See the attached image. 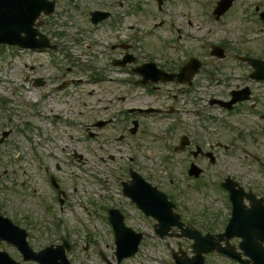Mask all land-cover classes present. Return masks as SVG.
<instances>
[{
    "label": "rangeland",
    "instance_id": "1",
    "mask_svg": "<svg viewBox=\"0 0 264 264\" xmlns=\"http://www.w3.org/2000/svg\"><path fill=\"white\" fill-rule=\"evenodd\" d=\"M216 1L165 0L162 9H160L158 0H56L55 12L44 18L40 31L50 36L56 44L55 56L60 66L56 67L52 63L50 65V58L47 54L43 55L28 50H16L17 53H14L10 48H0V99L6 98L9 100L6 107L0 103V137L3 130L17 125L18 128L25 130L24 134L26 132L43 145L45 142L40 140V138L44 140L40 136L41 130H43L56 137V145L59 143L60 138L62 139L66 148L63 153H68H66V158H69V162L71 161L69 155L74 151L82 154V159H79L82 162L77 163V168L67 164L68 160L64 159L60 146L53 147L50 144L53 149L51 158L44 153L45 156H48L45 159L46 163L54 162L53 170L60 174L63 185L68 190H72L73 185L78 188V192L70 193L65 206L68 207L69 203L73 202L74 206L72 207L78 210L81 220H88L92 208H106L111 197L115 203H124L127 205L125 207L133 208L119 194L120 181L110 176L115 173L121 174L122 178L125 176L123 170L126 158L124 157L131 155L132 152L136 151L137 161L140 163V165L136 164V169L139 172L144 173L147 169L148 173H145L147 175L154 174L160 177L159 174H162L160 173L159 160L152 159L150 156H157L158 158L164 150L150 134L151 132L161 133L160 131L169 120L164 118L147 119L145 122H147L148 128L146 124H143V129H139L134 135L126 130L124 142H122L123 140L119 142L117 136L122 134L124 125V122L121 123L123 117L120 110L124 105L130 104H165L163 107L174 104L172 93L175 90L170 89L174 86L170 84L164 86L165 91L170 92L168 98L160 95L146 96L140 88L128 91L124 95L126 89L124 90L120 85L117 87V83L101 82L97 85L94 84L92 81L96 74L93 75V73L94 71L97 72L98 69L106 75L123 76L120 71L110 66L111 59L119 55V50L121 51V49L111 50L112 43L128 42L132 45V50L135 51L133 53L139 59L154 56L155 61L162 62L167 66H176V64L184 61L186 50L201 59L205 58L210 61L207 56L208 51L204 50V45H200L199 41L196 40V38L200 39L201 36L206 38V43L212 41L224 42L243 54L250 53L256 57H264V21L259 20L261 12H264V0H260V2H256L257 0H233L232 7L226 15H222L219 24L210 15ZM208 2H210L209 5H207ZM98 9L111 11L114 22H111V20L105 21L95 28L90 22V12ZM253 20L254 24L252 23ZM118 21L120 22L118 23ZM173 22L176 26L173 25ZM189 34L194 35L195 39L191 40ZM97 41L98 43H96ZM146 41L149 46L145 45ZM10 51L13 53H10ZM214 63L215 60H212V64ZM35 80L41 81V85L35 86ZM71 81H74L72 86L70 85ZM196 82L200 85H206L204 76H200ZM63 83L70 86L63 89L61 85ZM68 92H70V95ZM122 92L124 93L120 95ZM29 93H32V95ZM44 93L46 94L42 99L41 96ZM48 94L49 96H47ZM137 94L140 95V98L136 96ZM256 94L260 99L259 104H256V114H258L256 115V135L259 140L256 143V148L247 150L256 153L262 159V163H258L256 160L255 166V162L244 154L245 149L237 150V157L226 155L222 149H217L218 164L210 168L209 176L212 175L217 179L225 177L227 173H231L233 176L243 175L245 177H241L239 180L247 188L255 186L256 195L260 196L261 194L264 195V134L261 129L264 121L261 120L260 116L264 113V84H256ZM116 95H119V97L117 98ZM122 96H124L123 101L120 99ZM178 97L186 98L183 94H179ZM178 101L181 103L180 107H187L183 111L187 124L192 123L195 117L188 110L195 113L197 107L192 106L190 103L186 104L180 99ZM33 102H38L40 110L39 108H33ZM102 105H110V107L99 111V107ZM202 109L201 111H203ZM36 112L43 117L36 116ZM56 112L60 113L62 118L55 123L56 129L52 131L51 128L54 123L51 120L57 118ZM207 113L219 114L218 111L204 112V114ZM111 116L116 119L115 124L98 130V135L93 138L87 135V127L94 122L95 118H109ZM65 117H70L76 123L73 126L67 125ZM28 123L34 127V130H27L26 125ZM201 125H205L210 131H204ZM191 126L177 123L176 135L190 132L193 136H200L201 145L205 147L209 142L215 141L213 136L216 126L214 124L199 122V124H194V127ZM229 134L233 136L230 131L218 127L217 135L219 138H228ZM15 144L21 147L23 159L19 157L14 162L13 159L18 158V153L14 150ZM31 147L26 143L22 134L17 131L13 132L3 144L0 143V152L2 153V156L0 155L2 158H0V170L4 166L16 168L18 173L13 177L25 180L27 177L28 182V175L23 173L25 169H28L30 174H34L29 184L35 186L38 191L42 190L44 196L49 200L52 193L50 188L46 186L43 171L38 168V164L33 160L36 153L32 152ZM55 153L65 161V163H59L60 171L55 168L57 164L55 163V156L53 158V155H56ZM177 155L179 161L175 162V166L178 170H182L186 163L184 158H187V153ZM26 160H29V162ZM94 172L100 176H108L110 187L107 192L101 190V188L99 189L100 186L91 177ZM189 181L186 180L184 173L179 172L175 173L172 187L169 185L168 180L165 181V190L175 197L178 205L180 204L181 209L178 212L184 220L194 223L202 231L208 229L220 230L221 216L227 214V209L222 208L220 202L216 201V197L220 198L221 196L212 187H208V191L202 189L204 195H198L191 191L190 184L192 182ZM5 182L11 183L9 179ZM40 183L45 185V189H41ZM100 191L103 192L101 197L99 196ZM111 191H113V194H111ZM42 199L35 198L33 195L27 197L25 194L1 192L0 207L9 211L14 219L19 220L25 226L30 225L27 224L28 221L25 218L30 215L29 211H32L29 217L35 224L31 222V225H34L33 228L31 227L34 239L31 240L37 246H44L48 243V238H44V236L49 234L42 226L51 225L53 229L57 227L56 219L60 218L67 222L69 230L72 231L69 234L71 240L75 242L76 253H83V247L86 244L85 235L89 232L95 235L97 239L103 240L106 245L109 244L107 251L111 256L113 255L115 250L113 241L108 230L105 231L104 225L100 224L99 220L93 219L89 223L91 229L86 227L85 224H77L75 223L76 219L70 212L71 209L69 207L64 208L62 213L57 209L59 208L57 201L50 205L51 214H45L43 210L46 208L42 204ZM42 212H44L43 215ZM131 214L132 220L129 222L134 224L138 230L145 231L146 235H151L150 224L143 218L137 219L134 213L131 212ZM40 216L44 218H40ZM66 231L63 228L53 230L49 237L56 241L60 240L59 235L67 233ZM150 239L143 246L146 253L153 252L164 258L162 264H169V252L164 244H159ZM168 240L171 241V239ZM90 251H92V247ZM146 253L130 260L127 264H150ZM76 257L80 256L76 255ZM209 262L210 264L221 263L212 258ZM97 263L99 262L94 260V264Z\"/></svg>",
    "mask_w": 264,
    "mask_h": 264
},
{
    "label": "water",
    "instance_id": "2",
    "mask_svg": "<svg viewBox=\"0 0 264 264\" xmlns=\"http://www.w3.org/2000/svg\"><path fill=\"white\" fill-rule=\"evenodd\" d=\"M47 4L45 0H0V42H20L30 37L33 19ZM25 28L28 36L23 39L19 33ZM260 215L256 214V221L264 222Z\"/></svg>",
    "mask_w": 264,
    "mask_h": 264
},
{
    "label": "flooded vegetation",
    "instance_id": "3",
    "mask_svg": "<svg viewBox=\"0 0 264 264\" xmlns=\"http://www.w3.org/2000/svg\"><path fill=\"white\" fill-rule=\"evenodd\" d=\"M239 241H240V239H237V244H238Z\"/></svg>",
    "mask_w": 264,
    "mask_h": 264
},
{
    "label": "bare ground",
    "instance_id": "4",
    "mask_svg": "<svg viewBox=\"0 0 264 264\" xmlns=\"http://www.w3.org/2000/svg\"><path fill=\"white\" fill-rule=\"evenodd\" d=\"M256 2H260V0H257Z\"/></svg>",
    "mask_w": 264,
    "mask_h": 264
}]
</instances>
